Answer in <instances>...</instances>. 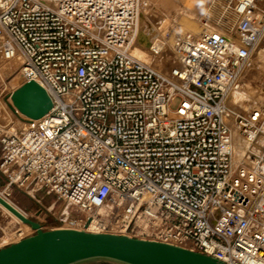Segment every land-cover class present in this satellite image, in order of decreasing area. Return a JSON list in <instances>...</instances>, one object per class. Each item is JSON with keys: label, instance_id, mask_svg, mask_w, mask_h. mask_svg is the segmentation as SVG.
<instances>
[{"label": "built area", "instance_id": "built-area-1", "mask_svg": "<svg viewBox=\"0 0 264 264\" xmlns=\"http://www.w3.org/2000/svg\"><path fill=\"white\" fill-rule=\"evenodd\" d=\"M138 5L0 0V48L53 101L24 128L0 124V171L81 214L70 222L264 264V12L223 0V30L172 23L168 75L131 53Z\"/></svg>", "mask_w": 264, "mask_h": 264}, {"label": "water", "instance_id": "water-1", "mask_svg": "<svg viewBox=\"0 0 264 264\" xmlns=\"http://www.w3.org/2000/svg\"><path fill=\"white\" fill-rule=\"evenodd\" d=\"M11 97L15 111L32 119L43 117L53 107L50 94L36 80L24 82ZM0 202L35 229L34 234L0 248V264H79L98 259L122 264H224L182 246L127 234L73 228L45 230L1 196Z\"/></svg>", "mask_w": 264, "mask_h": 264}, {"label": "bare ground", "instance_id": "bare-ground-1", "mask_svg": "<svg viewBox=\"0 0 264 264\" xmlns=\"http://www.w3.org/2000/svg\"><path fill=\"white\" fill-rule=\"evenodd\" d=\"M249 1L252 0H246V2ZM158 2L160 1L139 0L138 19L133 35L134 40L131 46V53L141 59L143 62L148 63L154 69L164 74L169 75L171 70L173 69L174 66H169L170 62L178 65L180 61L178 52L175 50L170 37L166 36L168 28L172 23L182 25L189 34H199L203 31L223 30L225 27L231 26L233 22L232 20L221 18V12H219L218 10L224 7L223 0H202V2L201 0H194L192 7H187L181 2H174V0H168L167 5H164L166 3H161L162 1L160 2L161 4H159ZM254 2L256 7L255 17L257 20H259L264 12V0H254ZM150 13L157 14L158 22L156 24H151ZM202 15L206 16L205 21H203ZM165 36L167 38H165ZM166 43L170 45L172 51L171 53L165 50ZM23 60L24 56L20 51H16L13 56H6L3 49L0 48V71L9 72L12 69L14 70L15 67L22 64ZM41 85L44 87L43 84ZM8 101L12 103V107L13 100L11 95ZM12 112L19 116L17 119V123H20V125H22V128H24L28 117L20 113L19 111H15L13 107ZM16 125H13L11 130L18 129ZM241 142L242 141L237 138L236 148L238 150V153L242 149ZM0 196L3 197L12 206L17 208L25 216H28V214L24 210H22L16 203H14L1 191ZM0 207L10 216H12L17 222H19L24 229V233H22L21 236L18 237V239H14V237L10 234L2 236L0 238V248H2V246L5 247V244L9 245V243L12 244L18 242L22 238L32 234V232L35 231V229L30 224L26 223L22 218L16 215L2 202H0ZM39 223L42 225L41 222ZM76 225L81 226L76 227ZM76 225H72L71 223L67 222L66 224L53 227L52 229L73 228L86 230L89 232H103L97 226L96 219H89L86 223L78 221V224ZM112 232L132 236V234L128 231L119 233L118 231L114 230Z\"/></svg>", "mask_w": 264, "mask_h": 264}, {"label": "rangeland", "instance_id": "rangeland-1", "mask_svg": "<svg viewBox=\"0 0 264 264\" xmlns=\"http://www.w3.org/2000/svg\"><path fill=\"white\" fill-rule=\"evenodd\" d=\"M156 1V0H152ZM161 3H166L167 5L168 0H159ZM194 0H174V2H181L182 4L186 5L187 7L193 6ZM158 2L159 4H161ZM221 11V8L218 10ZM151 17V24L158 22V16L156 13H150ZM203 21H205L206 16H203ZM150 24V25H151ZM153 28V26H152ZM169 37V35H166ZM165 36V38H167ZM165 50L171 53V47L168 43L165 44ZM175 63L169 64L170 67L175 66ZM13 70V69H12ZM0 71V124L6 128H12L13 125H16L18 129L22 128L20 123H17L18 115L12 112V107L8 99L11 93L21 86L24 83V78L22 74V64L18 65L14 68L13 71ZM181 102L179 97H176L172 102V107L176 108ZM13 122V123H12ZM16 122V123H15ZM9 125V126H8ZM1 152V148H0ZM0 191L3 192L7 197H9L14 203H16L22 210H24L28 216L32 219L38 220L42 223L45 230L52 229L53 227H57L67 222L71 223L72 225L78 224L77 222H70L69 220H73V217H80L81 214L75 212L74 210H70V218L66 219L65 205L62 202H57L55 198L47 194L44 190H40L34 195L19 189L14 186H8L5 175L0 171ZM84 216V215H83ZM66 221V222H64ZM81 226V225H76ZM119 231L117 229H112V231ZM24 233V229L19 222H17L12 216H10L7 212H5L0 207V238L6 234H10L14 237V239H18L21 234ZM32 232V234H34ZM117 233V232H112ZM130 233L134 234L130 231ZM30 234V235H32ZM140 235V234H138ZM29 236V235H28ZM27 237V236H26ZM10 244V243H9ZM8 244H5L6 246ZM3 247V246H2ZM79 264H118V263H108L107 261L100 260V261H89L83 262Z\"/></svg>", "mask_w": 264, "mask_h": 264}, {"label": "crops", "instance_id": "crops-1", "mask_svg": "<svg viewBox=\"0 0 264 264\" xmlns=\"http://www.w3.org/2000/svg\"><path fill=\"white\" fill-rule=\"evenodd\" d=\"M91 261H95L96 262V261H100V259H98V260H91ZM104 261H107L108 263H118V264H122V263L115 262V261H110V260H104ZM87 262H89V261H87Z\"/></svg>", "mask_w": 264, "mask_h": 264}, {"label": "clouds", "instance_id": "clouds-1", "mask_svg": "<svg viewBox=\"0 0 264 264\" xmlns=\"http://www.w3.org/2000/svg\"><path fill=\"white\" fill-rule=\"evenodd\" d=\"M201 2H202V0H201Z\"/></svg>", "mask_w": 264, "mask_h": 264}]
</instances>
